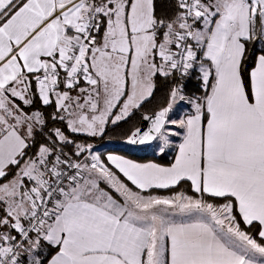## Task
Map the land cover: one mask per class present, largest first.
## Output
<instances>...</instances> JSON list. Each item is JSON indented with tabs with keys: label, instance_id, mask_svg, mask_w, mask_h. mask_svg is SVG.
<instances>
[{
	"label": "snow or ice",
	"instance_id": "obj_1",
	"mask_svg": "<svg viewBox=\"0 0 264 264\" xmlns=\"http://www.w3.org/2000/svg\"><path fill=\"white\" fill-rule=\"evenodd\" d=\"M0 264H264V0H0Z\"/></svg>",
	"mask_w": 264,
	"mask_h": 264
},
{
	"label": "trees",
	"instance_id": "obj_2",
	"mask_svg": "<svg viewBox=\"0 0 264 264\" xmlns=\"http://www.w3.org/2000/svg\"><path fill=\"white\" fill-rule=\"evenodd\" d=\"M143 158H151V157H143Z\"/></svg>",
	"mask_w": 264,
	"mask_h": 264
}]
</instances>
